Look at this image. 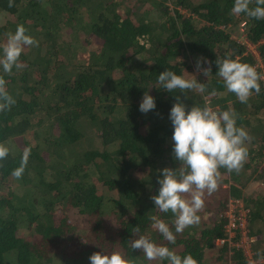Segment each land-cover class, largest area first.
I'll return each instance as SVG.
<instances>
[{"label":"trees","instance_id":"obj_1","mask_svg":"<svg viewBox=\"0 0 264 264\" xmlns=\"http://www.w3.org/2000/svg\"><path fill=\"white\" fill-rule=\"evenodd\" d=\"M233 3L13 0L9 7L0 0V43L17 25L39 43L25 48L21 68L11 74L0 68L15 100L0 111V144L9 149L0 161V264H54L56 252L62 261L55 264H90L93 252L112 251L134 264H167L132 250L137 225L140 234L181 257L190 254L197 264H244L239 248L229 253L227 243L216 242L226 234L222 212L229 198L247 209L249 234L256 238L253 256L264 264V81L261 93L242 104L226 92L215 64L216 58L239 59L262 75L264 19L232 14ZM239 29L257 57L232 37ZM200 57L210 62L201 66L211 68L208 78H196L206 83L204 94L160 88L159 73L169 69L191 78ZM145 92L155 109L142 113ZM176 96L186 111L205 104L234 109L237 126L251 137L243 168L220 169L218 189L203 197L199 224L182 233H175L173 215L150 199L158 194L161 170L179 166L169 118ZM26 148L27 165L15 178ZM151 216L169 224L175 244L152 228Z\"/></svg>","mask_w":264,"mask_h":264},{"label":"clouds","instance_id":"obj_2","mask_svg":"<svg viewBox=\"0 0 264 264\" xmlns=\"http://www.w3.org/2000/svg\"><path fill=\"white\" fill-rule=\"evenodd\" d=\"M255 4L254 7L250 5ZM8 6H13V0H8ZM232 14H246L249 18L264 19V0H234ZM39 43L23 25H17L14 32L6 34V40L0 43V68L6 74H11L13 68H21L20 57L26 47H38ZM201 61L210 63L200 57L196 62V70L208 78L211 68L201 66ZM216 74L222 80L227 93L235 95L242 104H247L255 93H261L260 81L264 79L257 69L242 63L239 59L216 58ZM191 75V74H190ZM157 83L160 88L173 93L186 94L194 91L204 94L207 91L206 83L197 81L194 75L185 78L166 69L159 73ZM210 95H216L215 90ZM169 118L173 126V158L179 162L175 169L164 168L157 178L160 185L158 194L150 199L155 208L162 213H171L174 217L172 225L175 233H182L186 228L199 224L198 213L204 207V195H211L219 186L220 169L229 173L239 172L248 157L246 142L251 140L248 132L238 127V114L234 109L220 110L209 104L203 107L193 105L186 111V106L175 97ZM15 100L6 90V81L0 76V111L10 110ZM155 109V100L147 92L143 94L139 104V111L147 113ZM31 149L26 148L21 158L19 168L13 170L12 175L20 178L27 165ZM9 149L0 144V161L7 158ZM152 228L159 232L170 244H175L176 236L169 224L157 216H151ZM135 239L130 241L132 250H139L147 261H166L167 264H197L190 255L181 257L167 246L156 244L149 234H140L139 226L133 228ZM90 264H134L120 252L112 251L101 254L93 252L89 256Z\"/></svg>","mask_w":264,"mask_h":264},{"label":"built area","instance_id":"obj_3","mask_svg":"<svg viewBox=\"0 0 264 264\" xmlns=\"http://www.w3.org/2000/svg\"><path fill=\"white\" fill-rule=\"evenodd\" d=\"M240 26H242V24H240ZM243 43L246 50L257 57V52L253 49V47L245 42V40ZM258 66H262V63L258 64ZM262 76H264V73ZM262 80L264 81V79ZM222 213L226 218V234L217 238L216 242L220 244L227 243V246L229 247V253L232 252V248H239L246 257L244 264H259L262 258L257 259L253 256V244L256 238L249 234L247 209L242 206L238 199L229 198L228 206L223 210Z\"/></svg>","mask_w":264,"mask_h":264},{"label":"rangeland","instance_id":"obj_4","mask_svg":"<svg viewBox=\"0 0 264 264\" xmlns=\"http://www.w3.org/2000/svg\"><path fill=\"white\" fill-rule=\"evenodd\" d=\"M232 37L233 38H235V39H237V41H239V43H243V39H242V36H241V31H240V29H239V33L237 34V33H234V34H232ZM191 75H194L196 78L197 77H199L200 76V72H198L197 70H196V66H193L192 67V69H191ZM15 185H16V183H15ZM16 186H18V190H19V193H21L22 192V186L20 185V184H18V185H16ZM15 186V187H16ZM24 187V186H23ZM254 187H256V186H254ZM253 188V187H252ZM214 252H216V248L214 247V248H209L208 250H207V257L205 258V261L206 262H210L211 261V259L213 258L212 256H213V254H214ZM62 261V258H61V255L59 254V252L57 253H54L53 254V262H54V264L55 263H58V262H61ZM49 264H53L52 262L51 263H49Z\"/></svg>","mask_w":264,"mask_h":264}]
</instances>
